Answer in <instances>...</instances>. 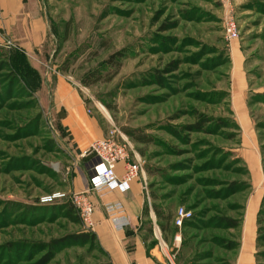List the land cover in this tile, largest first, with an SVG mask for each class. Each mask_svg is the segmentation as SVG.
I'll return each mask as SVG.
<instances>
[{
  "label": "rangeland",
  "instance_id": "rangeland-1",
  "mask_svg": "<svg viewBox=\"0 0 264 264\" xmlns=\"http://www.w3.org/2000/svg\"><path fill=\"white\" fill-rule=\"evenodd\" d=\"M31 3L46 24L40 50L0 42V264H39L49 255L45 264H122L75 208L65 212L71 194L87 188L91 161L61 125L59 77L101 137L124 135L141 157L147 256L156 247L164 264H236L239 226L223 219L242 220L248 198L264 186V0ZM226 21L236 38H226ZM117 52L115 65L109 58ZM199 116L211 119L204 130L184 128ZM125 129L148 141L135 142ZM250 148L263 176L256 185ZM262 200L254 264H264ZM181 207L190 217L175 230ZM135 229L125 230L128 250ZM82 233L94 236L71 237Z\"/></svg>",
  "mask_w": 264,
  "mask_h": 264
},
{
  "label": "crops",
  "instance_id": "crops-1",
  "mask_svg": "<svg viewBox=\"0 0 264 264\" xmlns=\"http://www.w3.org/2000/svg\"><path fill=\"white\" fill-rule=\"evenodd\" d=\"M32 0H0V42L15 43L24 51L40 50L46 40L45 22L42 15L33 8ZM55 103L60 112L61 125L68 132L75 148L81 152L93 140L101 137L98 123L84 113L80 96L63 77L57 79ZM247 159L252 167L253 183L263 180L260 170L259 155L253 148L247 152ZM116 173H123V165L119 163ZM141 173L130 182L129 188L122 192L117 189H101L90 191L89 195L95 204L94 232L100 240L113 246L122 264H164L154 255L156 247L146 253V243L139 229L144 211V195L141 189ZM87 181V179H86ZM256 188L246 202L245 214L239 225L238 256L236 264H254V247L257 230V213L264 194V186ZM119 204L120 211L106 210L107 205ZM135 229L133 246L126 248V229Z\"/></svg>",
  "mask_w": 264,
  "mask_h": 264
},
{
  "label": "built area",
  "instance_id": "built-area-1",
  "mask_svg": "<svg viewBox=\"0 0 264 264\" xmlns=\"http://www.w3.org/2000/svg\"><path fill=\"white\" fill-rule=\"evenodd\" d=\"M225 35L228 39L238 36L236 25L233 21H226ZM80 156L91 161L89 174L87 176V188L73 192L70 202L73 204L82 224L88 230H94V210L95 204L89 192L101 189L126 191L130 182L139 177L142 172L141 157L132 150V145L127 138L122 135L121 139L112 136H105L93 140L80 152ZM119 163L123 165V173L118 176L116 167ZM120 205H107L106 210L120 211ZM190 217V213L181 207L174 217V226L182 227L185 220ZM178 234L175 240H179ZM173 264V263H172Z\"/></svg>",
  "mask_w": 264,
  "mask_h": 264
},
{
  "label": "trees",
  "instance_id": "trees-1",
  "mask_svg": "<svg viewBox=\"0 0 264 264\" xmlns=\"http://www.w3.org/2000/svg\"><path fill=\"white\" fill-rule=\"evenodd\" d=\"M119 53H114L111 55V57L109 58V61L114 63L116 65V60L118 59L117 55ZM154 78H155V81L156 82H160L159 79H161V76L159 74V72H156V74L154 75ZM99 79V76H95L93 78V80H98ZM92 80V79H91ZM84 84L86 85H89L92 81H88V80H84L83 81ZM211 119H209L208 117H205V116H199V119L192 123V124H189V125H186L184 128L186 130H189V131H202L205 129V125H207L208 122H210ZM135 130L134 129H125V133L131 137L135 142H146L148 141V137L145 136L144 134L143 135H136L135 134ZM262 202H264V197H263V200ZM153 210L156 214V216L160 219V220H164L165 223H169L170 222V216H163L162 213L159 211L158 207L157 206H154L153 207ZM65 212L66 214L68 215H71L72 212H74V207L71 203H68L67 205H65ZM262 213V210L260 209L259 212H258V223H260V215ZM241 222V219L240 218H231V217H225L223 219V224L225 227L227 228H236L239 226ZM163 227V226H162ZM173 228L176 230L177 227L173 225ZM262 230V227L259 226L258 228V232H261ZM94 236V233H82L80 235H73L71 237H75V238H79L81 240H88V239H91L93 238ZM237 246V243L236 242H229L228 245H227V248L231 249V248H234ZM51 258V256H47L45 257L39 264H45L46 262H48V260Z\"/></svg>",
  "mask_w": 264,
  "mask_h": 264
}]
</instances>
